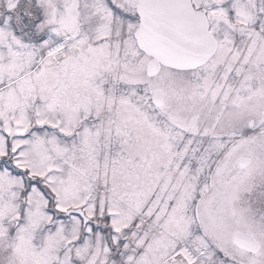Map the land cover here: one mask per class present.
Instances as JSON below:
<instances>
[{"label": "snow or ice", "instance_id": "snow-or-ice-1", "mask_svg": "<svg viewBox=\"0 0 264 264\" xmlns=\"http://www.w3.org/2000/svg\"><path fill=\"white\" fill-rule=\"evenodd\" d=\"M0 264H264V0H0Z\"/></svg>", "mask_w": 264, "mask_h": 264}]
</instances>
